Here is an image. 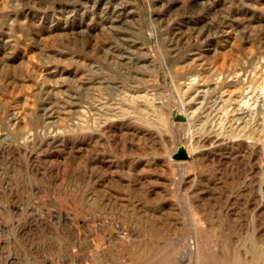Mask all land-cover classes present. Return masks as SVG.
<instances>
[{"label":"rangeland","instance_id":"rangeland-1","mask_svg":"<svg viewBox=\"0 0 264 264\" xmlns=\"http://www.w3.org/2000/svg\"><path fill=\"white\" fill-rule=\"evenodd\" d=\"M262 75L264 0H0V264H264Z\"/></svg>","mask_w":264,"mask_h":264},{"label":"bare ground","instance_id":"bare-ground-1","mask_svg":"<svg viewBox=\"0 0 264 264\" xmlns=\"http://www.w3.org/2000/svg\"><path fill=\"white\" fill-rule=\"evenodd\" d=\"M119 5H121V4H119ZM119 10V9H118ZM120 12V11H119ZM111 13V12H110ZM123 14V13H122ZM222 16V15H221ZM229 17V16H228ZM221 18V17H220ZM227 21V20H226ZM232 23V22H231ZM236 27V26H235ZM238 28V27H237ZM221 32V31H220ZM243 33V32H242ZM114 35H116V34H114ZM127 36V35H126ZM205 36V35H204ZM124 37V36H123ZM210 42V41H209ZM130 43V42H129ZM125 44V43H124ZM126 45V44H125ZM128 46V45H127ZM189 48V47H188ZM194 49V48H193ZM125 50V49H124ZM194 51V50H193ZM204 52V51H203ZM115 53V52H114ZM126 63V62H125ZM130 68V67H129ZM249 69V68H248ZM125 70V69H124ZM237 73V71L235 70V71H232L231 73H230V75L232 74V75H234V74H236ZM139 75V74H138ZM195 75V74H194ZM220 75H221V72H220ZM262 76H264V75H262ZM143 77V76H142ZM223 77V76H222ZM224 78V77H223ZM222 80V79H221ZM193 81V80H192ZM110 84V83H109ZM264 84V83H263ZM190 85V84H189ZM229 85H234V86H238V88L239 89H241L243 86H244V81L243 80H241V79H239L238 81H231V82H228L227 80H226V78L225 79H223L221 82H219L218 83V90H222V89H224V88H226V86H229ZM251 86V85H250ZM187 87V86H186ZM197 88V87H196ZM247 88V87H246ZM248 88H249V86H248ZM263 88H264V86H263ZM39 90H40V88H39ZM48 90V89H47ZM124 90V89H123ZM184 90V89H183ZM245 90V89H244ZM196 91V90H195ZM225 91H227V89L225 90ZM128 92V91H127ZM133 92V91H132ZM131 93V92H130ZM147 93V92H146ZM196 93V92H195ZM48 94V93H47ZM222 94H224V91H223V93ZM197 96L198 97H196L197 99H199L200 100V102H199V106L198 107H196L195 109H192V110H190L189 112H184V115L186 116V118L188 119V121H190V123L192 124V122H193V120H195V121H197L199 118L198 117H200V118H202V116L204 117L205 115L203 114V115H201V116H196V112L198 111V110H202V112L203 113H205V112H207V116H209L210 115V113L212 112L213 113V111H212V109L215 107V106H218L219 105V102L217 101V100H212V94L210 93V88L208 87V86H206L205 84L204 85H202L201 87H198L197 88ZM225 96V95H224ZM126 97V96H125ZM135 97V96H134ZM190 97V96H189ZM223 97V96H222ZM195 98V99H196ZM224 99V98H223ZM228 100V99H227ZM226 100V101H227ZM186 101V100H185ZM194 101V100H193ZM241 102V101H240ZM240 102H238V104L240 103ZM244 102H246V101H244ZM113 103V102H112ZM121 104V103H120ZM138 104V103H137ZM221 104V103H220ZM236 104V103H235ZM110 105H112V104H110ZM233 105V104H232ZM100 106V105H99ZM196 106V105H195ZM195 106H191L192 108L193 107H195ZM125 107V106H124ZM127 107V106H126ZM143 107V106H142ZM216 108V107H215ZM188 110V109H187ZM209 110V111H208ZM215 110V109H214ZM49 111H51V109L49 110ZM181 111V110H180ZM132 113V112H131ZM126 114V113H125ZM195 116H196V118H195ZM112 117V116H111ZM205 118V117H204ZM232 118V117H231ZM197 119V120H196ZM200 120V119H199ZM202 121V120H201ZM200 121V122H201ZM219 121V120H218ZM199 122V121H198ZM111 123V122H110ZM208 122L206 121V120H204L202 123H201V125L203 126V125H205V124H207ZM214 122H210V125L212 126V127H214L215 126V124H213ZM111 125V124H110ZM212 127H206V129H202L200 132H198V131H195L194 130V126L192 125V137H193V139H195V137H201V139H202V141L203 140H212V139H214V138H217L218 137V135L220 134V133H217V132H215L213 129H212ZM216 127V126H215ZM107 128V127H106ZM260 128H261V126H260ZM105 130V129H104ZM198 134H200V135H198ZM196 135H198V136H196ZM258 136V135H257ZM96 138V137H95ZM48 140V139H47ZM31 142V141H30ZM195 142V141H194ZM231 143V142H230ZM6 144V143H5ZM46 144V143H45ZM54 145V144H53ZM244 145V144H243ZM43 147V146H42ZM259 147V146H258ZM7 148V147H6ZM231 148V147H230ZM3 149V148H2ZM44 149V148H43ZM240 149V148H239ZM258 149V148H257ZM35 150V149H34ZM41 151V150H40ZM14 152V151H13ZM242 152V151H241ZM16 153V152H15ZM29 153V152H28ZM198 153V152H197ZM194 154V153H193ZM203 154V153H202ZM210 154V153H209ZM226 154V153H225ZM16 155V154H15ZM195 155V154H194ZM34 156V155H33ZM255 159V158H254ZM253 160V159H252ZM258 166V165H257ZM256 169V168H255ZM248 263V262H247Z\"/></svg>","mask_w":264,"mask_h":264},{"label":"water","instance_id":"water-1","mask_svg":"<svg viewBox=\"0 0 264 264\" xmlns=\"http://www.w3.org/2000/svg\"><path fill=\"white\" fill-rule=\"evenodd\" d=\"M178 119L185 120V116L180 115V116H178ZM175 157L178 158V159H186V158L189 157V155H188L186 150H180L179 152H177L175 154Z\"/></svg>","mask_w":264,"mask_h":264}]
</instances>
